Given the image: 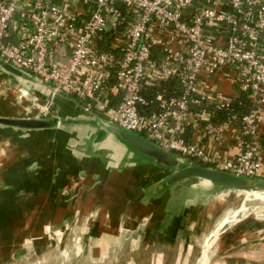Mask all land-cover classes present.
<instances>
[{
	"label": "built area",
	"instance_id": "2783aa9c",
	"mask_svg": "<svg viewBox=\"0 0 264 264\" xmlns=\"http://www.w3.org/2000/svg\"><path fill=\"white\" fill-rule=\"evenodd\" d=\"M0 58L164 150L264 181V0H0ZM243 94L249 113L215 124ZM230 126L242 140L229 161L184 138Z\"/></svg>",
	"mask_w": 264,
	"mask_h": 264
},
{
	"label": "crops",
	"instance_id": "0c3cea01",
	"mask_svg": "<svg viewBox=\"0 0 264 264\" xmlns=\"http://www.w3.org/2000/svg\"><path fill=\"white\" fill-rule=\"evenodd\" d=\"M8 80L0 69L1 89L8 86ZM219 83L226 94L239 96L227 82ZM21 85L31 91L26 99L42 110L39 111L41 115L17 117L16 113L9 114L12 108L7 103L10 100L3 99L0 101V117L40 118L46 116V109H49L48 113L58 114L64 125L61 129L32 132L0 127V220H30L31 228L40 221L37 226L44 234L43 229L56 228L55 220H58L57 225L66 224L75 213L87 218L100 215L102 218L99 219L105 224L101 225L105 228L102 235L111 236L110 245L117 243L115 239L119 233L143 230L139 237L144 244L142 250H176L182 258L183 252L178 251L183 249L182 243H186L182 236L191 216L189 203L193 202L191 196H184V193L195 191L196 184L190 187L181 184L172 189L162 187L167 170L154 166L151 160L97 128L94 118L83 113L81 101L65 94L52 98L49 89L37 83L24 82ZM16 89L18 92V87ZM5 131H13V134ZM259 132L264 162V122ZM184 138L215 162L232 160L238 154L242 140L234 126L227 127L221 136H208L202 129H189ZM158 171L164 175L160 174L161 177L151 181V172ZM198 187L204 190L203 194L214 190L205 185ZM197 216L194 214L193 223L199 227L200 217ZM45 220L48 222L44 223ZM94 226L95 223L91 225L92 229ZM22 227L25 231L21 234H26V224ZM121 227L125 229L120 230ZM190 228L194 229L193 224ZM191 241L187 242V249H190L184 255L187 258L193 257ZM263 245L259 247L261 251ZM225 253L214 262L211 261L214 254L211 255L205 264H239L231 262L234 261H230L232 256ZM260 258H255V262H260ZM198 260L202 262L201 257Z\"/></svg>",
	"mask_w": 264,
	"mask_h": 264
},
{
	"label": "rangeland",
	"instance_id": "374dc122",
	"mask_svg": "<svg viewBox=\"0 0 264 264\" xmlns=\"http://www.w3.org/2000/svg\"><path fill=\"white\" fill-rule=\"evenodd\" d=\"M220 81L222 84L223 81ZM16 90V87L9 85L6 88H0V101L10 100L7 106L11 105L12 109L8 113L14 115L16 113L17 117L40 116L39 111L42 110L33 106L26 97L19 96ZM13 131L5 132L13 134ZM172 172L167 170L166 178ZM160 174L164 175L159 171L151 172V181L158 179ZM194 183H196L195 191L186 194L183 192L184 196H191L193 202L189 203L192 206L191 216L182 236L186 243L183 242V249L178 251L183 252L182 258L178 256L176 250H142L141 247H144V244L139 237L143 230L119 233L118 238L115 239V241L118 240L117 243L110 245L111 236L102 235L105 231L99 219L102 216L91 215L87 218L80 217V213L78 215L75 213L73 218L66 220L68 222L66 224L57 225L58 220H55L56 228L52 226L53 229L50 227L49 230L48 227L47 231L45 228L44 234H41V228L37 226L41 224L40 221H34L36 223L31 228L30 220L17 218H9L7 222L0 220V264H161V262L162 264H202L203 256L202 262L198 260V257H201L204 242L208 238H211L213 243V252H211L214 254L211 258L213 262L220 260L223 257L222 253L226 252L225 255L232 256L230 261L234 260L231 261L234 263L264 264V245L262 251L259 249L262 243L264 244V200L256 204L251 203L250 201L256 199L255 196L223 191L224 194L217 188L205 191L206 194H203L204 190L198 187L202 184L197 181ZM186 185L188 184L183 183L182 186ZM248 202L251 204L245 205ZM194 214L200 217L199 227L193 223ZM226 219L228 222L219 228ZM46 222L48 220L44 223ZM94 223L95 226L92 229L91 225ZM24 224H26V234H21V231H25L22 227ZM190 224H193L194 229L190 228ZM90 230L93 232L91 233ZM217 230H219V237L216 239ZM29 231L32 234L27 233ZM189 239H192L193 257L191 258L184 256L190 250L187 249ZM259 256L262 257L259 259L260 262L258 260L255 262V258ZM208 260L209 258H204L203 264Z\"/></svg>",
	"mask_w": 264,
	"mask_h": 264
},
{
	"label": "water",
	"instance_id": "95a60500",
	"mask_svg": "<svg viewBox=\"0 0 264 264\" xmlns=\"http://www.w3.org/2000/svg\"><path fill=\"white\" fill-rule=\"evenodd\" d=\"M0 69L7 77H9L7 85H14L18 87V92L24 97L31 95V91L21 85L24 84V82L37 83L45 88H48L51 92L52 98L63 95V93L55 92L50 86L42 83L37 78L33 79L23 71L14 68L1 58ZM74 102L77 103L76 101ZM81 106L84 114L94 118V125L97 128L114 136L120 143L130 147L141 156L151 160L154 166L173 171L166 179H164L162 183V187L164 188L172 189L183 183L194 185L196 184L194 182L197 181L203 186L205 185L203 183L207 182L210 185L205 186L221 189L222 191L232 194H246L248 196H255L253 194H264L263 180L242 177L218 170L216 168L195 165L188 162L186 159L181 160V158L175 153L162 149L140 135L124 131L116 125L101 119L96 114L86 111L83 105ZM48 112L49 109H46V116L40 118L16 119L0 117V127H9L27 132L51 130L54 128L61 129L64 125L62 118L56 113L51 114ZM207 242L208 240L204 242L201 259L203 256L204 246Z\"/></svg>",
	"mask_w": 264,
	"mask_h": 264
},
{
	"label": "trees",
	"instance_id": "16d2710c",
	"mask_svg": "<svg viewBox=\"0 0 264 264\" xmlns=\"http://www.w3.org/2000/svg\"><path fill=\"white\" fill-rule=\"evenodd\" d=\"M120 29L123 30V28H120ZM109 41L110 40H107L106 44H101V48H104V49L107 48V44L109 45ZM172 89L178 90L177 82H171V83L169 82L167 84H159L158 86H155V87L150 89V94L155 95L156 92L157 93L163 92L164 90H167L168 92H170ZM249 107H250L249 101H248L246 95L243 94L239 100H236L232 104V106L230 107L229 110L217 112L213 122L215 124L219 125V124L226 122V120L228 119L229 116L236 115L237 117H242L245 114L249 113ZM140 136L147 139V137L144 135H140ZM175 154L178 157L184 159L182 154H178V153H175ZM193 164L203 166V167H211L209 165L203 164L202 162H193Z\"/></svg>",
	"mask_w": 264,
	"mask_h": 264
},
{
	"label": "bare ground",
	"instance_id": "6f19581e",
	"mask_svg": "<svg viewBox=\"0 0 264 264\" xmlns=\"http://www.w3.org/2000/svg\"><path fill=\"white\" fill-rule=\"evenodd\" d=\"M27 97H29V96H27ZM203 184H205V185H210V184L207 183V182H204ZM253 195L256 196V199L250 201L251 203L253 202V203L256 204V203H258L259 201L264 200V194H253ZM250 202L246 203L245 205L251 204ZM227 222H228L227 219H226L225 221H223V223L221 224V226H220L219 228H222ZM123 229H125V228H123V227L120 228V230H123ZM218 231H219V230H217V232H216L217 234L215 235V238H216V239L219 237ZM207 240H208V242H207V243L205 244V246H204L203 262H204V258H210V256L213 254V253H211V252H213V251H212V248H213L212 245H213V243H212V241H211V238H208Z\"/></svg>",
	"mask_w": 264,
	"mask_h": 264
}]
</instances>
